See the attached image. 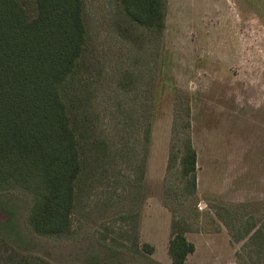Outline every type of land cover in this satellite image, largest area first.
<instances>
[{"label":"rangeland","instance_id":"1","mask_svg":"<svg viewBox=\"0 0 264 264\" xmlns=\"http://www.w3.org/2000/svg\"><path fill=\"white\" fill-rule=\"evenodd\" d=\"M84 5V71L64 90L84 165L73 232L36 233L33 196L0 190V264H172L174 230L186 264H264V0H168L160 34L120 0Z\"/></svg>","mask_w":264,"mask_h":264},{"label":"trees","instance_id":"2","mask_svg":"<svg viewBox=\"0 0 264 264\" xmlns=\"http://www.w3.org/2000/svg\"><path fill=\"white\" fill-rule=\"evenodd\" d=\"M34 1L31 14L22 0H0V190L29 192L31 228L61 237L73 232L84 172L64 90L80 83L84 71L85 5L84 0ZM120 3L131 20L156 34L163 32L168 0ZM197 158L188 138L179 160L193 186ZM194 251L185 231L174 230L168 246L172 264H186ZM10 264L48 263L22 257Z\"/></svg>","mask_w":264,"mask_h":264}]
</instances>
